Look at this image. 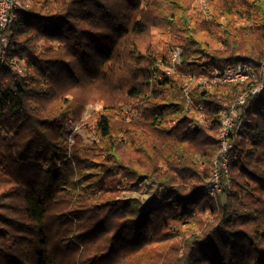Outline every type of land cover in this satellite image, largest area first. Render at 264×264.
Wrapping results in <instances>:
<instances>
[{"label":"trees","instance_id":"obj_1","mask_svg":"<svg viewBox=\"0 0 264 264\" xmlns=\"http://www.w3.org/2000/svg\"><path fill=\"white\" fill-rule=\"evenodd\" d=\"M28 1L0 63V264H264V0ZM242 63L258 82H213ZM259 85L221 202V113ZM141 178L168 196L123 198Z\"/></svg>","mask_w":264,"mask_h":264},{"label":"built area","instance_id":"obj_2","mask_svg":"<svg viewBox=\"0 0 264 264\" xmlns=\"http://www.w3.org/2000/svg\"><path fill=\"white\" fill-rule=\"evenodd\" d=\"M28 5L26 0H0V63L5 61V54L9 43V27L12 25L15 12L25 8ZM179 49H174L171 62L174 66L179 62ZM18 73H24V67L18 61H12ZM260 71L253 68L247 63H242L236 67L225 69L222 74L216 71L213 74L214 81L222 78L224 83L243 84L249 82H258ZM263 73V69H262ZM187 88L190 89L196 83H205V79L200 77L187 78L185 80ZM263 85L257 86L251 92L243 94L230 110H224L221 113L222 127L218 134L220 151L213 161L212 174L207 180L205 190L212 197L223 196L225 189L230 188V167L237 155L233 152V135L241 128L243 121L240 120L246 99L250 94H256L261 91Z\"/></svg>","mask_w":264,"mask_h":264},{"label":"rangeland","instance_id":"obj_3","mask_svg":"<svg viewBox=\"0 0 264 264\" xmlns=\"http://www.w3.org/2000/svg\"><path fill=\"white\" fill-rule=\"evenodd\" d=\"M26 2L29 3L28 0H26ZM194 12L201 19L211 20L212 18L209 10L207 9L205 0H198L196 2V4L194 5ZM154 35L156 37L157 47H159V49L162 48L163 43L165 42L157 38L156 32ZM20 63L23 66V63L22 62ZM101 109L102 108L100 104L89 105L82 117L83 121L88 120L89 116L93 112L99 111ZM64 134L69 139H73L76 134H80L84 137L85 141L88 143L92 142L95 138L94 135L84 130V128L79 122H75L73 120L69 121L68 129L65 131ZM138 186L139 189H135V188L126 189L123 194V198H139L142 200L145 206H148V205H154L160 203L163 200V198L165 199L168 196V194H166L162 188L156 185L152 179L147 180L145 178H141L138 183ZM224 197H225L224 195L220 196L219 199L221 200V202H225Z\"/></svg>","mask_w":264,"mask_h":264}]
</instances>
